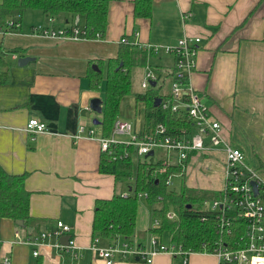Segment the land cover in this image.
I'll use <instances>...</instances> for the list:
<instances>
[{
	"label": "crops",
	"instance_id": "obj_1",
	"mask_svg": "<svg viewBox=\"0 0 264 264\" xmlns=\"http://www.w3.org/2000/svg\"><path fill=\"white\" fill-rule=\"evenodd\" d=\"M135 2L108 1L100 39L58 40L32 34L29 29L36 24L65 27L79 19L59 13L48 23L38 9H25L15 17L16 30L0 32V167L8 174L23 175L22 185L29 193L27 223L0 217V264L3 258L9 264H105L90 249L92 239L97 238L99 248L123 241L119 236H98L91 224L96 201L126 195L130 181L98 170L99 144L86 136L87 129L99 135L93 120L100 121L101 112L90 110L88 101L97 97L102 105L104 86L101 90L99 84L107 60L117 55L121 37L144 55L143 65L137 67L139 87L147 66L155 75L150 86L160 95L169 93V89L160 93L157 82L170 80L173 58L166 53L152 55L134 43L165 45L182 35L199 37L191 86L210 118L218 122L221 143L240 149L258 175V167L264 166V0H151L147 16L134 14ZM183 14H188L185 19ZM18 57L28 60L19 66ZM96 70L100 79L92 87L89 72ZM171 114L188 122L183 111ZM31 117L42 121L47 130L27 133L23 128ZM142 125L143 119L137 133L143 132ZM187 130L191 133V126ZM163 156L162 151L150 160ZM222 158L220 147L205 154L190 152L184 172L175 178L180 187L216 194L222 183ZM146 204L149 210L136 202L131 238L145 248L152 223ZM57 220L70 226L68 234L51 233ZM43 232L47 235L37 246L27 242ZM63 236L72 239L75 258L53 246L63 244ZM169 237L168 233L167 240L161 241L166 243ZM112 264L182 263L179 256L158 253L149 263L127 256ZM185 264H216V258L192 253Z\"/></svg>",
	"mask_w": 264,
	"mask_h": 264
},
{
	"label": "built area",
	"instance_id": "obj_2",
	"mask_svg": "<svg viewBox=\"0 0 264 264\" xmlns=\"http://www.w3.org/2000/svg\"><path fill=\"white\" fill-rule=\"evenodd\" d=\"M187 15L183 14L181 17L185 19ZM46 21L52 22L53 18L46 16ZM18 25V19L6 17L0 22V32L7 33L16 30ZM29 31L50 39H86L81 26L75 21L69 26L56 28L36 24L31 26ZM199 39L197 36L182 35L174 44L134 43L137 48L144 49L152 55L166 53L172 56L169 97L164 100L160 99L159 104L173 114L183 111L191 123V133L182 128L178 133L170 134L161 122L156 123L149 132L133 133L128 121L114 119L107 136H96L92 129H87L86 136L98 142L100 152L112 153L115 146L128 145L132 149L131 156L135 155L138 160L153 158L155 149H160L164 152V156L159 160V165L151 170V175L163 174L162 183L166 189L170 187L174 177H179L184 172L186 158L190 152L205 154L220 147L223 151L221 186L215 197L205 199L201 203L202 208L214 216V230L217 239L211 249L203 248L201 251L184 249L171 240L163 243L160 236L151 231L159 226V220L154 218L149 227L146 248L132 240L131 242L126 240L121 243L113 242L105 248H99L96 245L97 238H93L90 249L95 250L105 264L123 260L127 256H135L149 263L152 256L158 253H164L170 257L179 256L181 263L185 264L188 255L198 252L213 254L216 264H264V179L247 164L240 149L221 143L218 122L210 118L207 108L190 84ZM119 43L128 44L124 37L119 39ZM152 81H155V75L146 66L140 87L146 89ZM23 129L29 134L47 130L45 124L34 117L26 120ZM78 131H83V126H80ZM119 136L125 138L119 139ZM150 151L152 152L151 157L148 155ZM170 167L172 169H168ZM252 182L255 192L251 185ZM140 196L144 197V194L141 192L136 194L137 198ZM164 217L167 220H173L176 219V213L173 210H167ZM69 231V225L57 220L51 233L58 237L68 234ZM46 235L45 232L40 233L27 242L37 246ZM53 246L59 251L70 252L72 257H76L75 245L71 238L65 245L55 243ZM36 254L35 249L32 255ZM2 264H9V259L3 258Z\"/></svg>",
	"mask_w": 264,
	"mask_h": 264
},
{
	"label": "trees",
	"instance_id": "obj_3",
	"mask_svg": "<svg viewBox=\"0 0 264 264\" xmlns=\"http://www.w3.org/2000/svg\"><path fill=\"white\" fill-rule=\"evenodd\" d=\"M109 0H2L0 2V22L6 17H20L25 9H38L46 16L59 13L78 16L83 34L87 39L102 38L106 24V6ZM151 0H136L134 14L147 16ZM264 39V24H263ZM144 63L143 53L127 44H119L117 55L109 58L106 63L104 78V93L102 98L99 135L107 136L118 112L121 98L129 92L131 71ZM99 71H90L89 80L92 87L98 85ZM136 101L144 104L143 133L161 122L170 134H176L179 128L189 129L190 122L174 116L169 109H163L160 104L153 105L154 98L164 100L167 94H159L152 86L143 92H135ZM132 149L128 145H117L112 153L100 152L98 170L108 173L115 179L130 180L131 189L124 195H114L109 199L98 200L95 203L91 228L98 236L112 238L119 236L128 242L134 232L136 212V194L143 193L145 201L150 206L151 219H158L159 226L151 229L161 235L169 233V238L184 249L201 251L211 249L217 239L214 230V216L202 208V201L216 196L213 192L196 191L181 185L179 192L166 189L162 183L163 174L151 175V170L159 165L150 158L137 160L134 174L131 175ZM172 169V167L168 168ZM23 175L6 173L0 167V217L22 220L27 223L28 196L24 190ZM159 197V199H158ZM189 206V207H188ZM176 213V219L167 220L164 213L168 208Z\"/></svg>",
	"mask_w": 264,
	"mask_h": 264
},
{
	"label": "rangeland",
	"instance_id": "obj_4",
	"mask_svg": "<svg viewBox=\"0 0 264 264\" xmlns=\"http://www.w3.org/2000/svg\"><path fill=\"white\" fill-rule=\"evenodd\" d=\"M140 68H135L132 70L131 73V82H130V88H129V93L126 94V96L122 97L119 105V110L118 114H116V118L120 119H125L128 120L129 123L132 125V132L137 133L138 132V124L139 121L143 119L144 115V104L141 101H134V96L133 93L135 92H142L144 89L139 87V80H140ZM104 79V78H103ZM103 79L100 81L99 87L102 90L103 89ZM157 84H160L159 86V92L167 91L170 86V80L166 78V80L158 81ZM135 103V104H134ZM135 105V106H134ZM119 139H124L123 137H119ZM162 151L160 149H155V156L157 157L158 154L161 155ZM164 155V152H163ZM137 157L135 155L131 156V161H132V171L131 175L134 174V169H135V164L137 161ZM247 164L250 166V163L246 160ZM264 164V161H263ZM260 164L257 163V166ZM259 175L264 179V166H259ZM132 178V177H130ZM130 179L129 181H131ZM127 185V184H126ZM125 185V187H126ZM170 189H173L175 192H179L180 189V180L178 178H173L172 184L169 187ZM168 188V189H169ZM137 205L141 204L143 207L147 208L149 210L148 205L146 204L145 200L143 197H138L137 198ZM168 238V232L163 231L161 233V239L164 241L167 240ZM167 242V241H166Z\"/></svg>",
	"mask_w": 264,
	"mask_h": 264
},
{
	"label": "water",
	"instance_id": "obj_5",
	"mask_svg": "<svg viewBox=\"0 0 264 264\" xmlns=\"http://www.w3.org/2000/svg\"><path fill=\"white\" fill-rule=\"evenodd\" d=\"M76 20H77V18H76ZM27 60H28L27 57H18L16 59V64L19 65V66H22V65H24L26 63ZM92 68H95V66L92 65ZM151 85H153V84L151 83ZM159 101H160L159 98H154L153 105L157 106L159 104ZM88 107H89L90 110H92V111H94L96 113H100L101 112V100L99 98H97V97L90 98L89 101H88ZM93 123L94 124H98V121L96 119H94ZM151 154H152L151 151L148 152V155H151ZM251 185L253 186V191L255 192L254 183L252 182ZM15 222L17 224L21 225L22 221L17 219V220H15ZM63 238H64V242H62V243L66 244L67 240H68V236H63Z\"/></svg>",
	"mask_w": 264,
	"mask_h": 264
}]
</instances>
